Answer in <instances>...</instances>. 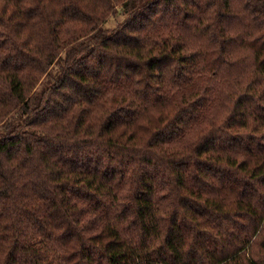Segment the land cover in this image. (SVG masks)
Listing matches in <instances>:
<instances>
[{
    "label": "trees",
    "instance_id": "1",
    "mask_svg": "<svg viewBox=\"0 0 264 264\" xmlns=\"http://www.w3.org/2000/svg\"><path fill=\"white\" fill-rule=\"evenodd\" d=\"M0 264H264V0H0Z\"/></svg>",
    "mask_w": 264,
    "mask_h": 264
},
{
    "label": "rangeland",
    "instance_id": "2",
    "mask_svg": "<svg viewBox=\"0 0 264 264\" xmlns=\"http://www.w3.org/2000/svg\"><path fill=\"white\" fill-rule=\"evenodd\" d=\"M123 19H124L123 11L122 8L119 7L116 16L113 19H111L110 22L108 23V27L112 28L117 26L120 22L123 21Z\"/></svg>",
    "mask_w": 264,
    "mask_h": 264
}]
</instances>
